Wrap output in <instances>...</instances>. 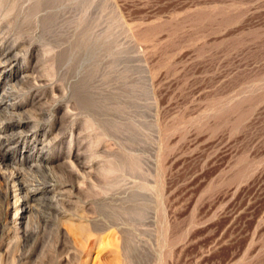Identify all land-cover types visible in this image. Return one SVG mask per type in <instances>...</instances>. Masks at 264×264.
<instances>
[{
  "label": "rangeland",
  "instance_id": "rangeland-1",
  "mask_svg": "<svg viewBox=\"0 0 264 264\" xmlns=\"http://www.w3.org/2000/svg\"><path fill=\"white\" fill-rule=\"evenodd\" d=\"M11 44L0 264H264V0H0Z\"/></svg>",
  "mask_w": 264,
  "mask_h": 264
},
{
  "label": "bare ground",
  "instance_id": "bare-ground-1",
  "mask_svg": "<svg viewBox=\"0 0 264 264\" xmlns=\"http://www.w3.org/2000/svg\"><path fill=\"white\" fill-rule=\"evenodd\" d=\"M16 48L17 47H15L13 45L7 46V47L5 45V48H0V107L1 108L2 107L10 108L11 112H12V110H14V111L18 110L21 107V104H19L18 102H14L10 98L11 95H13V92H12L13 90H10V87H13L17 82L22 81L25 78H28L29 74H30V73L29 74L25 73L26 71H20V72H22V74L19 75L18 71L16 69H14L15 66H13V61H15L17 56H18V54L16 53ZM5 65L10 66V67L6 68ZM5 96L9 97V100H10L7 103L5 102V100L3 98ZM22 125L23 124H21L20 122H18L16 125L14 124L11 126H7V125H4L3 123H0V165L5 166V165H8L10 163H16L17 161H19L15 157H13V158L10 157L9 153L7 151H5V150L2 151V147L7 142L12 140L13 138H16L19 136V131L17 130V128H21ZM35 135L36 134H34L32 137H35ZM37 143H38V141L37 142L34 141V142H32L33 145L32 144L28 145L30 147V152L27 156H24V158L22 159L23 163L29 164V166H30V164L32 165L33 163L37 162L41 158L40 153L43 150L40 151V153L37 156L30 155L32 150H34L37 147ZM14 147H15V145H9L7 150H11ZM36 164H38V163H36ZM16 176L14 175L13 177L16 178ZM19 183H21V182H19ZM24 186L25 185H20L16 189L14 188L15 191H13V192H15V194L12 193V194H14L13 196L15 198L12 204H13V207L17 208V211H15V214L13 217H14L15 221L19 222V224L23 222L24 218H26L28 212H30V210H31V207L28 204L29 203L28 197L30 195H32L31 196V198H32L34 195H36L40 192V190H38V189H31L30 191L27 190L29 192L28 195L27 194L22 195L23 191L26 192V188ZM28 189H29V187H28Z\"/></svg>",
  "mask_w": 264,
  "mask_h": 264
}]
</instances>
